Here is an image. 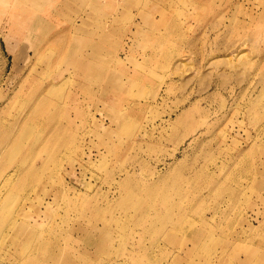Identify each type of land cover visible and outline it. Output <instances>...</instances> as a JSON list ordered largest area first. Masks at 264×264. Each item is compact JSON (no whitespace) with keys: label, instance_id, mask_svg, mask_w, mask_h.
Instances as JSON below:
<instances>
[{"label":"rangeland","instance_id":"1","mask_svg":"<svg viewBox=\"0 0 264 264\" xmlns=\"http://www.w3.org/2000/svg\"><path fill=\"white\" fill-rule=\"evenodd\" d=\"M9 173L0 264H264V0H0Z\"/></svg>","mask_w":264,"mask_h":264},{"label":"bare ground","instance_id":"2","mask_svg":"<svg viewBox=\"0 0 264 264\" xmlns=\"http://www.w3.org/2000/svg\"><path fill=\"white\" fill-rule=\"evenodd\" d=\"M82 42V41H81ZM78 46L80 47V40L78 41ZM119 58V57H118ZM82 69V68H81ZM13 174L12 173H9V174H7L5 177H4V179H3V183L0 185V197H1V195H2V192H3V190L5 189V187H6V184H8L9 183V180H10V178H11V176H12ZM11 182V181H10ZM6 183V184H5Z\"/></svg>","mask_w":264,"mask_h":264}]
</instances>
